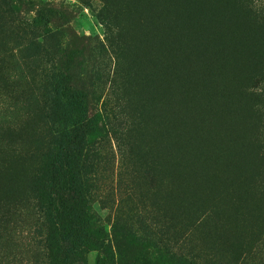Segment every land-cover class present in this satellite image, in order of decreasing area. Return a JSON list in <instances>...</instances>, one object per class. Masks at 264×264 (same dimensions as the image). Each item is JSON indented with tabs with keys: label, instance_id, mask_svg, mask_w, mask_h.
<instances>
[{
	"label": "trees",
	"instance_id": "trees-1",
	"mask_svg": "<svg viewBox=\"0 0 264 264\" xmlns=\"http://www.w3.org/2000/svg\"><path fill=\"white\" fill-rule=\"evenodd\" d=\"M98 2L95 16L110 30L103 46L77 29L75 4L0 0V243L9 232L1 175L20 171L19 136L34 118L27 111L21 123L6 121L19 92L5 72L16 57L9 44L31 49L39 27L64 38L42 68L38 111L53 133L25 181L44 226L46 264H86L90 252L96 264H188L157 241L107 233L89 218V145L110 138L131 158L143 145L148 169L163 166L166 183L172 169L190 183L213 175L225 186L216 196L228 207L225 225L264 228V0Z\"/></svg>",
	"mask_w": 264,
	"mask_h": 264
},
{
	"label": "rangeland",
	"instance_id": "rangeland-1",
	"mask_svg": "<svg viewBox=\"0 0 264 264\" xmlns=\"http://www.w3.org/2000/svg\"><path fill=\"white\" fill-rule=\"evenodd\" d=\"M64 1L75 4L77 29L92 35L103 46L110 30L95 16L94 7L98 8V0H93V8L81 0ZM63 42L59 31L39 27L35 30L31 49L9 44L16 57L5 72L14 74V89L18 88L19 92L8 102L10 114L7 113L6 121L14 118L21 123L27 111L33 113L34 118L30 125H24L19 136L26 158L21 162L20 171L5 170L1 175L7 183L2 181L1 187L7 191L4 205L9 212L4 220L9 232L6 240L0 243V264L47 262L43 248L44 226L31 201L27 200L25 181L38 162L36 151L53 133L51 121L38 111L44 97L42 68L48 66L51 54L60 49ZM27 49L30 50L26 55L20 52ZM27 125L34 127L31 136L24 134ZM92 142L89 148L93 166L87 174L90 180L88 214L107 233H120L130 240L157 241L162 252L171 253L188 264H264V228L250 223L249 228L237 230L225 225L228 207L216 202V196L225 186L219 184L213 175L190 183L175 178L172 172L177 170L172 169L171 179L166 183L163 166L152 171L148 169L149 155L143 145L142 148L132 147L135 155L131 158L129 146L123 149L120 145V154L113 138L96 142L93 146ZM1 151L7 152L4 148ZM17 165H20L19 160ZM190 195L195 197L190 198ZM211 207L218 211L214 209L209 217L200 220L202 210ZM95 255V252L88 253L86 264H96Z\"/></svg>",
	"mask_w": 264,
	"mask_h": 264
}]
</instances>
